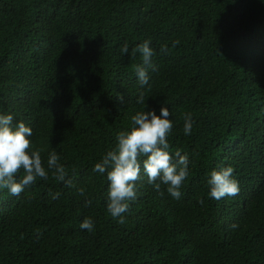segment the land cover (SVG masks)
Segmentation results:
<instances>
[{
  "label": "trees",
  "instance_id": "16d2710c",
  "mask_svg": "<svg viewBox=\"0 0 264 264\" xmlns=\"http://www.w3.org/2000/svg\"><path fill=\"white\" fill-rule=\"evenodd\" d=\"M145 40L156 70L142 87L132 49ZM162 106L172 153L190 160L182 196L142 172L120 224L94 165L131 116ZM0 113L32 128L45 167L55 150L86 189L50 172L19 196L0 190V264H264V0H0ZM227 166L239 194L212 199L210 173Z\"/></svg>",
  "mask_w": 264,
  "mask_h": 264
},
{
  "label": "clouds",
  "instance_id": "9594fccd",
  "mask_svg": "<svg viewBox=\"0 0 264 264\" xmlns=\"http://www.w3.org/2000/svg\"><path fill=\"white\" fill-rule=\"evenodd\" d=\"M150 43L145 40L132 49L133 55L139 52L142 57V62L134 65L133 69L142 87L148 83L149 70H156L152 60L155 52ZM178 43L179 41L174 42L173 47ZM120 51L122 55L128 54L127 42L121 46ZM161 51L167 54V47H162ZM137 103L145 104L143 92L139 94ZM170 116L171 112L166 106L160 108L159 115L155 110L137 111L130 118V128L116 134L115 147L94 165V172L106 173L109 182L107 211L120 224L126 222L124 214L140 195L137 181L141 180L142 172L147 176V183L153 185L161 195V185H164L172 198L178 200L182 196L181 189L190 172V160L180 150L174 153L171 151L168 136L173 122ZM183 119V131L185 135H191L195 123L192 114H184ZM32 134V128L23 121L14 123L12 114L0 113V190L6 189L12 196H19L26 187L36 183L38 178L47 180L51 172L55 180L63 182L69 188H75L80 196H86L85 188L77 187L72 179L67 178L66 167L60 162L61 157L55 150L48 153L45 167L42 156L44 149L33 147L30 139ZM21 171L23 175L18 179ZM207 184L208 196L215 200L234 197L240 191L232 166L212 170ZM49 195L52 199H58L61 193L50 191ZM200 203L203 204V200ZM91 204L90 199L85 200V207ZM80 227L92 232L95 222L91 217H86ZM231 227L235 228L237 225L233 224Z\"/></svg>",
  "mask_w": 264,
  "mask_h": 264
}]
</instances>
